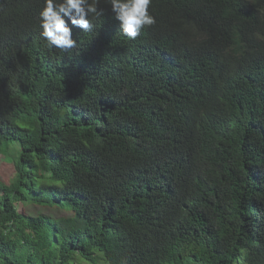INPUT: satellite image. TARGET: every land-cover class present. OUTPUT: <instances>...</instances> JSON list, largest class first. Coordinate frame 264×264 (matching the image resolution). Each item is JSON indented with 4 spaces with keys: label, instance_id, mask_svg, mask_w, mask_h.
Masks as SVG:
<instances>
[{
    "label": "trees",
    "instance_id": "obj_1",
    "mask_svg": "<svg viewBox=\"0 0 264 264\" xmlns=\"http://www.w3.org/2000/svg\"><path fill=\"white\" fill-rule=\"evenodd\" d=\"M41 7L0 0V263L264 264V0H153L135 41L101 0L67 53ZM39 171L73 217L19 209Z\"/></svg>",
    "mask_w": 264,
    "mask_h": 264
},
{
    "label": "clouds",
    "instance_id": "obj_2",
    "mask_svg": "<svg viewBox=\"0 0 264 264\" xmlns=\"http://www.w3.org/2000/svg\"><path fill=\"white\" fill-rule=\"evenodd\" d=\"M109 6L112 18L119 23L124 37L135 41L142 30L156 24L151 14L153 0H103ZM101 0H42L38 13L40 36L46 47L69 52L77 48L73 29L81 32L93 31V17L105 16L106 9L100 7Z\"/></svg>",
    "mask_w": 264,
    "mask_h": 264
},
{
    "label": "rangeland",
    "instance_id": "obj_3",
    "mask_svg": "<svg viewBox=\"0 0 264 264\" xmlns=\"http://www.w3.org/2000/svg\"><path fill=\"white\" fill-rule=\"evenodd\" d=\"M22 153V148L18 140H10L5 143L1 148L0 154V182L7 185V186H15L17 185L18 173L15 168V164L19 161V158ZM31 169L34 168H27V172H30ZM40 177L36 178L34 181H28V184L34 188L32 192L33 196L40 195L41 197L50 199V205L40 203V204H32L26 202L24 204H19V209L26 213L28 216L35 215V216H44L47 218L49 223L53 225L55 221L65 219L68 217H73L75 215L72 208L67 205L65 202H56L52 201V196L49 197L47 194V190L41 194L39 192L42 190L41 188L46 185L55 184L60 186L59 182H55L50 178V175L39 171Z\"/></svg>",
    "mask_w": 264,
    "mask_h": 264
},
{
    "label": "water",
    "instance_id": "obj_4",
    "mask_svg": "<svg viewBox=\"0 0 264 264\" xmlns=\"http://www.w3.org/2000/svg\"><path fill=\"white\" fill-rule=\"evenodd\" d=\"M1 264V263H0Z\"/></svg>",
    "mask_w": 264,
    "mask_h": 264
}]
</instances>
